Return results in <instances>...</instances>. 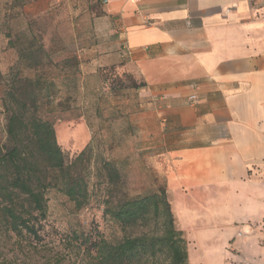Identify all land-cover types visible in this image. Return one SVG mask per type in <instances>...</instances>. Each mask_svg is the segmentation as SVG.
I'll use <instances>...</instances> for the list:
<instances>
[{"label":"crops","instance_id":"obj_1","mask_svg":"<svg viewBox=\"0 0 264 264\" xmlns=\"http://www.w3.org/2000/svg\"><path fill=\"white\" fill-rule=\"evenodd\" d=\"M102 5L125 65L145 82L148 104L134 117L156 148L188 257L208 261L264 216V0Z\"/></svg>","mask_w":264,"mask_h":264},{"label":"rangeland","instance_id":"obj_2","mask_svg":"<svg viewBox=\"0 0 264 264\" xmlns=\"http://www.w3.org/2000/svg\"><path fill=\"white\" fill-rule=\"evenodd\" d=\"M262 9L264 13V5ZM114 27L98 0H0V150L12 146L3 101L13 83L23 78L50 84V96L44 89L38 92L37 115L52 122L68 160L91 139L93 146L89 200L76 208L64 194L47 188V212L41 220L46 239L40 242L16 239L0 220V264H88L82 248H64L63 235L99 231L107 238L120 237L122 232L103 213V199L110 193L136 197L165 187L154 167L156 148L134 117L146 109L147 91L131 86L143 80L125 65ZM21 51H34L38 65L19 58ZM99 158L117 167V188L99 184ZM258 171L264 180V167ZM213 249L208 261H192L187 254V263L264 264V216L238 227L220 252Z\"/></svg>","mask_w":264,"mask_h":264},{"label":"trees","instance_id":"obj_3","mask_svg":"<svg viewBox=\"0 0 264 264\" xmlns=\"http://www.w3.org/2000/svg\"><path fill=\"white\" fill-rule=\"evenodd\" d=\"M20 57L32 59L31 66L38 65L34 51H21ZM49 86L39 79L23 78L13 83L3 101L12 146L0 150V220L16 239L36 242L46 239L41 220L47 212V188L64 194L76 208L89 200L92 139L73 160L66 158L52 122L37 115L38 92L44 89L50 96ZM131 86L145 87V82ZM99 159V184L109 190L117 188V167ZM102 202L104 215L122 235L107 238L99 231H72L61 238L64 248L71 244L82 248L88 264H188L187 242L175 224L166 187L136 197L110 193Z\"/></svg>","mask_w":264,"mask_h":264},{"label":"built area","instance_id":"obj_4","mask_svg":"<svg viewBox=\"0 0 264 264\" xmlns=\"http://www.w3.org/2000/svg\"><path fill=\"white\" fill-rule=\"evenodd\" d=\"M128 1H136V0H128ZM98 2H99L100 4H106V3L109 2V0H98ZM189 100H190L191 102H195V100H196V95H195L194 93L191 94V95L189 96Z\"/></svg>","mask_w":264,"mask_h":264}]
</instances>
